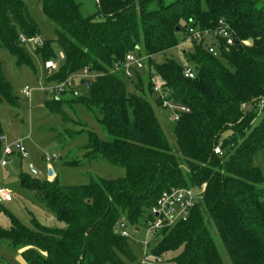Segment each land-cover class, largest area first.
Returning <instances> with one entry per match:
<instances>
[{
    "label": "trees",
    "instance_id": "trees-1",
    "mask_svg": "<svg viewBox=\"0 0 264 264\" xmlns=\"http://www.w3.org/2000/svg\"><path fill=\"white\" fill-rule=\"evenodd\" d=\"M95 1L100 20L83 16L74 0H40L63 54L46 81L62 82L83 68L95 74L87 81L86 94L54 97L45 108L65 123L69 118L64 105H79L90 113L106 138L83 129L84 156L123 166L125 175L61 186L55 178L20 174L21 187L32 191L39 206L66 227L49 228L32 219L27 228L7 213L10 226L0 228V240L21 249L27 264H136L128 236L121 232L127 226L140 229L164 190L204 184L202 200L187 220L160 232L153 253L175 252L174 264H223L214 225L231 264H264V177L253 164L256 153L264 158V107H257L264 97V7H257V0ZM221 18L239 41L250 39L252 44H238L215 57L192 42V51L182 55L193 68V78L185 77V65L173 58L153 59L176 47L178 33L183 34L188 24L212 27ZM20 35L34 40L39 27L23 0H0V49L14 56L18 65L31 66ZM140 40L149 56L143 69L147 81L140 71L130 79L121 69L111 72ZM35 51L44 61L52 60L48 42L36 44ZM150 70L164 82L168 100L189 110L174 122L176 149L149 99L154 96ZM151 100L160 107L155 96ZM0 103L19 106L1 65ZM260 112L262 118L254 125ZM2 136L0 123V149ZM216 146L222 155L214 153Z\"/></svg>",
    "mask_w": 264,
    "mask_h": 264
},
{
    "label": "rangeland",
    "instance_id": "rangeland-1",
    "mask_svg": "<svg viewBox=\"0 0 264 264\" xmlns=\"http://www.w3.org/2000/svg\"><path fill=\"white\" fill-rule=\"evenodd\" d=\"M32 20L39 27V36L34 40H28L25 51L31 60V66L18 65L16 58L6 49H0V65L6 79L12 86L14 95L19 100L18 107H11L7 103H0V123L2 126L1 149L5 144L21 141L27 152V157H21L13 153L8 157L6 167H0V185L12 194L10 202L0 201V228L8 229L10 221L7 213L13 215L25 227H32V219L49 228H65L64 222L57 220L54 215L39 206L32 191L24 189L20 185V174H27L44 180L48 177V162L44 160L45 155L58 154L59 159L52 160L50 165L57 183L61 186H83L97 179H115L125 175V168L120 165L111 164L104 159H88L82 147L86 143L85 133L80 134L83 129L95 132L100 138L105 139L106 134L102 128L91 118L90 113L79 105L71 108L64 105L63 109L69 121L65 123L61 116L49 113L45 103L54 98V94L44 90L47 74L44 69V60L36 53V40L48 42L53 53L52 60L56 64L62 62L61 50L56 42L55 29L44 15L40 0H23ZM79 6L83 16L93 15L96 19H102L98 13L95 0H74ZM204 1L202 2V6ZM257 7H264V0H257ZM252 41L250 40V44ZM247 45V46H249ZM138 51L144 55L145 49L142 40L137 45ZM192 42L181 32L178 33V45L165 53L156 54L153 59L162 62L165 57L173 58L180 65H186L182 51L191 52ZM140 74L144 82L147 81L145 70ZM95 75V74H92ZM72 79L73 87L83 95L86 89L82 85L80 73L76 72L69 76ZM91 80L86 78V81ZM27 89L29 97L21 94V90ZM128 91H133L127 85ZM154 98V96H152ZM149 98L158 122L173 149H176L174 136V122L171 120L172 110L161 108ZM262 118V112L255 118L256 125ZM75 133L73 137L67 132ZM0 149V150H1ZM76 161L75 164H70ZM67 162V163H66ZM253 164L260 170L264 177V158L261 152L253 157ZM37 172L33 175L29 169ZM51 179L50 181H52ZM129 246L137 260L140 258L141 250L138 241L143 234L135 232L127 226ZM214 233L215 245L221 255L223 264H231L224 246L217 236L214 225L211 226ZM175 252L164 254L162 264H174L171 261ZM0 264H27L21 256V249L11 247L8 242L0 240Z\"/></svg>",
    "mask_w": 264,
    "mask_h": 264
},
{
    "label": "built area",
    "instance_id": "built-area-1",
    "mask_svg": "<svg viewBox=\"0 0 264 264\" xmlns=\"http://www.w3.org/2000/svg\"><path fill=\"white\" fill-rule=\"evenodd\" d=\"M183 35L191 42L202 44L207 52L215 57L219 56L221 52L229 51L238 44L245 46L250 44V39L239 41L229 24L222 18L212 27H201L198 24H188L184 28ZM19 40L22 43L27 42L23 35L19 36ZM61 58H63V54H61ZM147 58H149L148 55L140 54L136 48L134 51L127 53L121 62L114 64L111 72L121 69L124 76L130 79L134 76L135 71H141L145 68L144 62ZM43 67L47 77H49L57 70L58 64L53 60H47L44 61ZM79 73L82 81H86V78L91 80L95 78V75H92L87 68H83ZM183 73L187 78L194 77V71L191 66L185 65ZM150 84L154 96L161 103L160 107L172 110L171 120L173 122L178 120L180 114L189 111L187 107L174 104L168 100V93L164 88V82L154 70H150ZM44 90L53 93L56 98L69 95L77 97L80 95L78 90L73 87L72 79L69 77L62 82L45 85ZM21 94L29 97V91L27 89L21 90ZM244 107L243 105L242 108ZM257 107L259 110H262L264 107V97L259 98ZM13 153H17L24 158L28 156L21 141L5 144L0 150V167L7 166L8 157ZM214 153L222 155L221 148L216 146L214 148ZM55 159H59L58 154L53 153L44 156V160L48 163ZM204 187V184L200 188L172 187L168 190H164L159 195L156 202L148 210L146 222L140 229L135 231L137 233L142 232L143 234L142 238L138 241L141 255L136 264L163 263V257L153 253L154 239L159 236L161 231L170 229L176 224L187 220L193 207L202 200ZM11 200L12 194L0 185V201L10 202ZM121 235L128 236V232L122 231Z\"/></svg>",
    "mask_w": 264,
    "mask_h": 264
},
{
    "label": "water",
    "instance_id": "water-1",
    "mask_svg": "<svg viewBox=\"0 0 264 264\" xmlns=\"http://www.w3.org/2000/svg\"><path fill=\"white\" fill-rule=\"evenodd\" d=\"M178 30H180V28H177V31ZM36 43L37 44H40V40L39 39H37L36 40ZM195 42H193V44H194ZM185 53V51H183V54ZM90 71V70H89ZM82 85L84 86V87H86V88H88L89 86H90V83L89 82H87V81H82ZM29 169H30V171H31V173L33 174V175H36V171L35 170H33L32 169V167H31V165H29ZM53 176V171H52V169L51 168H49L48 169V177H52ZM123 225V223H121L120 224V226H122Z\"/></svg>",
    "mask_w": 264,
    "mask_h": 264
},
{
    "label": "crops",
    "instance_id": "crops-1",
    "mask_svg": "<svg viewBox=\"0 0 264 264\" xmlns=\"http://www.w3.org/2000/svg\"><path fill=\"white\" fill-rule=\"evenodd\" d=\"M61 54H62V52H61ZM49 168H51L52 169V167H51V165H50V163H48V169ZM37 174V173H36ZM53 177H54V173H53V176L52 177H47L46 179H44V180H48V181H50L51 179H53Z\"/></svg>",
    "mask_w": 264,
    "mask_h": 264
}]
</instances>
